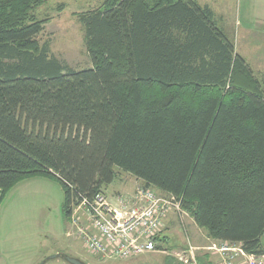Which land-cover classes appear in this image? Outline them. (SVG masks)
I'll return each instance as SVG.
<instances>
[{
    "label": "trees",
    "instance_id": "16d2710c",
    "mask_svg": "<svg viewBox=\"0 0 264 264\" xmlns=\"http://www.w3.org/2000/svg\"><path fill=\"white\" fill-rule=\"evenodd\" d=\"M45 1L0 0V199L53 178L67 218L120 170L181 201L210 238L264 256V76L214 11L107 0L80 15L92 66L74 69L38 42Z\"/></svg>",
    "mask_w": 264,
    "mask_h": 264
},
{
    "label": "rangeland",
    "instance_id": "374dc122",
    "mask_svg": "<svg viewBox=\"0 0 264 264\" xmlns=\"http://www.w3.org/2000/svg\"><path fill=\"white\" fill-rule=\"evenodd\" d=\"M215 1L219 3L223 0ZM106 2L107 0H46L36 10L37 17L45 22L44 30L37 37L38 42L40 44L48 42L51 52L74 69L90 68L92 63L88 55L80 15L103 8ZM224 2L233 7L229 17L235 20L240 16L243 24H246L252 15L257 16L258 7H260L259 12H262L261 7H264V0H227ZM233 26L235 25L228 27L230 32L234 30ZM237 43H241L243 51L247 50L244 47L246 46L244 41L237 40ZM261 70V72L264 71L263 68ZM261 75L263 79L264 72ZM139 183L140 181L134 176L118 170L116 180L103 191L110 197L115 190L121 192L126 188L132 191L133 187ZM64 201L65 193L61 183L48 177H32L22 180L0 199V264H71L63 257L52 258L60 253L71 255L70 252H66L67 245H71L73 250L78 252V255L74 257L86 264H133L125 260L102 259L88 251L79 240L69 237L71 221L74 222L75 219L66 218L63 210ZM173 218L178 221L175 216L171 219ZM188 218L186 217V223ZM164 230L167 236L170 230L168 224ZM227 243L223 242L222 246L214 244L210 249L218 252L225 246H234V244ZM262 243L264 246V236ZM163 244L161 240L159 243L161 249L158 251L168 250L163 249ZM195 246L188 244V248H185V245H182L179 250L175 248L173 253L179 252L176 253L174 262L185 264L186 257L188 261H192L193 257L190 256L188 250H190L189 247L195 248ZM198 249L195 251L197 252ZM238 256V262L239 258L244 259L245 257ZM167 258L166 255L160 254L154 258V264H170V258L168 260ZM222 261L223 257L217 264ZM170 262L172 264V261ZM262 262L264 264V257Z\"/></svg>",
    "mask_w": 264,
    "mask_h": 264
},
{
    "label": "built area",
    "instance_id": "2783aa9c",
    "mask_svg": "<svg viewBox=\"0 0 264 264\" xmlns=\"http://www.w3.org/2000/svg\"><path fill=\"white\" fill-rule=\"evenodd\" d=\"M173 216L185 227L188 213L181 201L139 183L132 191L114 193L110 197L101 191L92 199L79 201L74 206L71 218L75 220L71 221L68 236L79 240L102 259L127 260L160 250L164 229ZM189 248L193 260L188 261L186 257L184 263L199 264L195 259L197 248ZM218 251L223 255L220 264L263 263L264 256L248 254L240 245L225 246ZM238 255L245 257L238 262Z\"/></svg>",
    "mask_w": 264,
    "mask_h": 264
},
{
    "label": "crops",
    "instance_id": "0c3cea01",
    "mask_svg": "<svg viewBox=\"0 0 264 264\" xmlns=\"http://www.w3.org/2000/svg\"><path fill=\"white\" fill-rule=\"evenodd\" d=\"M197 1L202 6L208 5L214 11L218 26L221 27L226 35L234 42L236 52L247 60L256 76L261 79V73L264 72H261V69H264V7H261L262 12H259L260 7H258V11L256 13L257 16L252 15L251 18H248L247 23L243 24L240 16L239 19L236 17L235 20L229 17L233 7L230 6L229 3L224 2L227 0H223L219 3L215 0ZM230 25H235L233 26L234 30H232V32L228 30ZM237 40L239 42L244 41L247 46H244L247 48L246 51H243L241 43L238 44ZM121 192H128V190L125 188V190ZM121 192H119V190L114 191L115 194ZM187 217L189 218L187 220L186 227H182L175 218L171 219V221L168 223V228L170 230L168 231L169 233H167V236L164 234L163 238V249H168L166 252L156 251L125 261L133 264H154V258H157V256L160 254H163L170 258V264V261H172V264H176L174 262L175 255L179 251L173 253V250H175V248L179 250L182 245H185V248H188V244H192L193 246L197 245V247L195 246L197 249L199 248L197 252L195 251V259L197 262L198 257H201L205 263L217 264L223 255L219 251L217 252L213 249H210V247L214 244L222 246L223 242L210 238L207 231L203 228H200L191 216ZM67 249L68 250L66 252H70L71 255H78V252L74 251L71 245H67Z\"/></svg>",
    "mask_w": 264,
    "mask_h": 264
},
{
    "label": "water",
    "instance_id": "95a60500",
    "mask_svg": "<svg viewBox=\"0 0 264 264\" xmlns=\"http://www.w3.org/2000/svg\"><path fill=\"white\" fill-rule=\"evenodd\" d=\"M54 257H63L64 259H66L71 264H86L82 260H80L74 256L65 254V253H60V254L52 256V258H54Z\"/></svg>",
    "mask_w": 264,
    "mask_h": 264
}]
</instances>
